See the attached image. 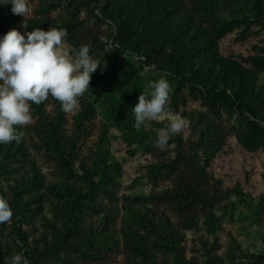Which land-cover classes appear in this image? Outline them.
Here are the masks:
<instances>
[{
	"label": "rangeland",
	"instance_id": "1",
	"mask_svg": "<svg viewBox=\"0 0 264 264\" xmlns=\"http://www.w3.org/2000/svg\"><path fill=\"white\" fill-rule=\"evenodd\" d=\"M182 4L210 35L221 36L225 54L255 69L250 60L264 55V0ZM27 7L23 17L12 13L10 3L0 5V36L13 28L21 33L64 29V51L75 56L88 45L101 63L73 113L63 112L51 96L40 106L32 104V123L18 126L24 153L2 163L0 149V198L13 210L12 219L0 224V264L16 253L29 264H264V208L255 199L264 192V147L246 148L251 131L240 124L241 114L215 102L189 78L178 79L121 52L103 0H27ZM124 59L136 68L131 82L121 68ZM160 78L171 86L169 110L188 121L165 150L154 146L163 124L152 121L138 130L132 113L140 93ZM257 86L264 88V69ZM258 124L264 131V122ZM34 172L40 181L27 188ZM181 180L193 195L168 199L165 193L177 190ZM16 185L30 207L25 215L14 206ZM55 186L79 194L76 210ZM132 209L152 214L157 224L167 218L179 233V250L130 223ZM71 211L86 235L60 242ZM91 233L94 243L85 245ZM134 233L146 239L140 244L147 257L130 249L127 237Z\"/></svg>",
	"mask_w": 264,
	"mask_h": 264
},
{
	"label": "trees",
	"instance_id": "2",
	"mask_svg": "<svg viewBox=\"0 0 264 264\" xmlns=\"http://www.w3.org/2000/svg\"><path fill=\"white\" fill-rule=\"evenodd\" d=\"M106 6L105 15L116 27L115 43L121 52H131L145 59L146 63L173 74L178 79L189 78L209 96L235 109L242 116L240 124L251 131L247 137L246 148L255 152L264 147V131L258 122H264V88L257 86L259 74L264 69V55L253 57L250 61L255 69L244 66L232 54H225L220 43V35L212 36L207 28L196 19L182 0H103ZM125 79L131 82L135 76V65L129 59L122 60L121 65ZM40 106V105H39ZM18 130V126H17ZM51 130L52 139H56L55 130ZM4 151L1 158L12 159L23 154V141L0 145ZM65 160V157L62 155ZM69 164L67 163V167ZM27 182V188L40 181L41 175L33 173ZM177 190L168 191L166 197L187 199L193 195V188L182 180ZM20 188L13 187L14 206L20 208L25 215L30 208L19 197ZM53 191L59 195L70 207L76 210L79 194L70 186L65 190L55 186ZM62 193V194H61ZM255 197V196H254ZM258 208H264V192L255 197ZM166 218V217H165ZM130 223L138 225L146 231H151L159 239V243L178 249L179 233L170 222L162 219L157 224L150 213H141L132 209ZM86 235L84 229L78 228V214L69 212L66 231L61 233L59 241L64 242L68 235ZM91 233L84 243H94L95 235ZM128 236V234H126ZM128 245L130 249L147 257V253L140 244L146 239L133 234ZM1 256V254H0ZM178 264H182L179 262Z\"/></svg>",
	"mask_w": 264,
	"mask_h": 264
},
{
	"label": "clouds",
	"instance_id": "3",
	"mask_svg": "<svg viewBox=\"0 0 264 264\" xmlns=\"http://www.w3.org/2000/svg\"><path fill=\"white\" fill-rule=\"evenodd\" d=\"M11 4L13 14L25 15L27 0H0ZM68 33L64 29L35 28L21 33L13 28L0 36V145L23 138V127L32 123L31 105H40L49 96L60 103L61 110L73 113L79 98L90 89L92 74L101 62L90 55V46L82 45L75 56L64 51ZM171 86L166 78L150 81L138 102L132 106L134 126L141 129L148 122L163 124L156 131L154 146L169 147L170 140L181 134L188 121L169 110ZM13 210L6 199L0 198V224L8 223ZM5 264H29L21 254H13Z\"/></svg>",
	"mask_w": 264,
	"mask_h": 264
}]
</instances>
